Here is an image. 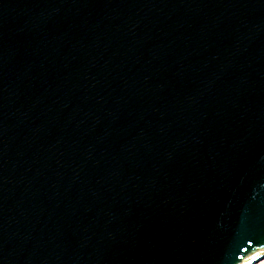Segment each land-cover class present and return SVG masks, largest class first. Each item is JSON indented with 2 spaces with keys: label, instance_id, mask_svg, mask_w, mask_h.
<instances>
[{
  "label": "water",
  "instance_id": "1",
  "mask_svg": "<svg viewBox=\"0 0 264 264\" xmlns=\"http://www.w3.org/2000/svg\"><path fill=\"white\" fill-rule=\"evenodd\" d=\"M264 259V0H0V264Z\"/></svg>",
  "mask_w": 264,
  "mask_h": 264
},
{
  "label": "rangeland",
  "instance_id": "2",
  "mask_svg": "<svg viewBox=\"0 0 264 264\" xmlns=\"http://www.w3.org/2000/svg\"><path fill=\"white\" fill-rule=\"evenodd\" d=\"M262 261H264V259H262V260H260V261H258L257 263H255V264H259L260 262H262Z\"/></svg>",
  "mask_w": 264,
  "mask_h": 264
},
{
  "label": "bare ground",
  "instance_id": "3",
  "mask_svg": "<svg viewBox=\"0 0 264 264\" xmlns=\"http://www.w3.org/2000/svg\"><path fill=\"white\" fill-rule=\"evenodd\" d=\"M259 264H264V261L260 262Z\"/></svg>",
  "mask_w": 264,
  "mask_h": 264
}]
</instances>
